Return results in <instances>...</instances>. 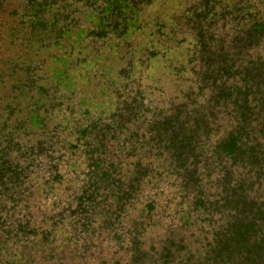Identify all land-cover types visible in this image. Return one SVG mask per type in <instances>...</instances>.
Segmentation results:
<instances>
[{
    "label": "rangeland",
    "instance_id": "rangeland-1",
    "mask_svg": "<svg viewBox=\"0 0 264 264\" xmlns=\"http://www.w3.org/2000/svg\"><path fill=\"white\" fill-rule=\"evenodd\" d=\"M137 1L0 0V127L6 132L16 130L14 140L20 137L35 147L52 131L57 132L56 141L58 136L74 137L79 130L94 136L107 134L114 142L112 155H118L115 157L128 176L139 159L147 163L149 157L154 158L152 166L157 170H150L146 186L141 187L160 203V218L148 221L142 249L149 251L155 244L153 249L161 252L164 244L172 242L174 247L180 246L181 257L191 256L194 264H208L210 241L235 215L228 195L235 182L251 171L250 194L264 200V176L259 179L255 173L259 165H235L217 146L225 132L237 124L232 84L243 78L240 71L250 67V62L264 68V59L259 58H264V41L260 32H255L256 19H264V0H157L146 21L154 24L158 21L155 17H166V35L162 37L160 32L154 38L152 32L159 27L155 24L150 31L151 25L144 26L132 35L131 46L110 48V43L120 41L125 22L133 24L138 18ZM41 4L61 7L60 14L52 18L75 25L72 38L63 41L69 46L77 40L71 57L65 52L70 46L46 47V41L29 36L28 20L39 14ZM69 30L67 26L64 31ZM159 38L169 48H160L158 55L150 57L143 47ZM97 53L102 54L97 65H88ZM30 62L41 70L27 78ZM260 91L264 95V90ZM87 104L96 106L95 111L107 110L88 112ZM262 107L257 116L264 122V101ZM168 120L188 138L201 135L193 152L200 161L196 178L204 185L199 192L209 200L202 210L190 204L194 190L185 185L184 170L170 159L171 152L160 155L151 148L157 139L151 130L159 121ZM262 160L264 167V156ZM52 195L36 191L34 213L39 218L45 212L50 214L47 218L53 214ZM184 210H190L184 217L189 224L177 229L183 223L177 218ZM117 249L123 250L122 245L111 252Z\"/></svg>",
    "mask_w": 264,
    "mask_h": 264
},
{
    "label": "trees",
    "instance_id": "trees-1",
    "mask_svg": "<svg viewBox=\"0 0 264 264\" xmlns=\"http://www.w3.org/2000/svg\"><path fill=\"white\" fill-rule=\"evenodd\" d=\"M156 1H137L138 18L133 24L125 22L120 41L115 45L110 43V48L131 46L132 35L144 26L151 25L150 31L155 24L159 27L152 32L154 38L156 33L161 32L162 37L166 35L163 30L166 17H155L158 21L154 24L146 21L148 10L155 6ZM53 5H42L39 14L36 12L31 16L28 20L29 36L46 41V47L66 49L70 46L71 50L66 49L65 52L71 57L77 40L69 46L63 41L72 38L75 25L53 19L62 11L61 7L56 9ZM67 26L70 30L64 31ZM257 31L263 42L264 19H256ZM160 39L151 40L149 46L143 47L150 57L158 55L160 48H169ZM92 40L96 41V37ZM100 56V53L88 56L91 58L88 65L96 66ZM259 58L264 59L262 55ZM250 64L240 71L244 73L243 78L232 84L236 93L232 104L238 111L237 124L225 132L217 146L235 165L243 168L259 165L255 173L261 179L264 176V122L257 115L263 112L264 95L260 89L264 90V68L261 64ZM129 67L135 70L134 66ZM39 68L38 64L30 62L31 72L27 78L37 76ZM87 105L88 112L107 110L103 107L101 111H95L96 106ZM116 109H111V112ZM173 123V120L158 122L157 128L151 130L157 138L151 148L160 155L171 152L170 159L174 160L177 168L184 170L185 185L194 190L189 196L190 204L202 210L209 200L199 192L204 185L196 178L200 161L193 152L201 135L195 133L188 138L185 133L178 132L177 124ZM56 133L52 131L35 147L28 146L29 140L27 143L20 137L14 140L16 130L6 132L0 127V174L3 176L0 178V264H194L191 256L181 257L180 246L174 247L172 242L164 244L161 252L153 249L155 244L149 247L152 253L142 249V244H146L143 239L148 221L160 218V203L147 194L145 187H141L147 183L150 170H157L152 166L154 158L149 157L147 163L139 159L132 176H128L116 158L118 155H112L114 142L106 138L107 134L94 136L87 130H79L74 132V137L67 134L62 139L58 136L56 141ZM11 156L13 163H10ZM249 172L235 182L228 194L233 200L235 215L227 223V228L223 227L213 242L210 241L207 255L212 257L206 260L208 264H264V200L250 194L253 187L248 185L252 173ZM36 191L53 193L54 212L49 218L46 217L47 212L42 219L34 213ZM183 213L177 218L183 222L177 229L189 224L184 217L190 210ZM170 227L173 228L172 225ZM155 231L159 233L160 230ZM119 244L123 250L111 252Z\"/></svg>",
    "mask_w": 264,
    "mask_h": 264
}]
</instances>
